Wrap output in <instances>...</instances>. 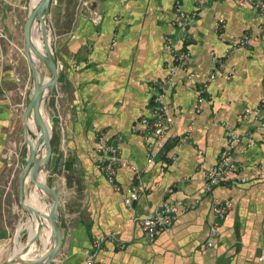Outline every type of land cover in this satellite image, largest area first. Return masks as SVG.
Masks as SVG:
<instances>
[{
  "label": "crops",
  "instance_id": "1",
  "mask_svg": "<svg viewBox=\"0 0 264 264\" xmlns=\"http://www.w3.org/2000/svg\"><path fill=\"white\" fill-rule=\"evenodd\" d=\"M37 2L0 0V258L11 244L21 242L26 231L29 240L34 235L21 205L19 179L25 164L23 146L27 148L21 142L23 115L33 90L25 28ZM174 2L62 0L50 8L48 34L59 75L46 103L54 138L50 169L38 180L45 182L48 176L61 200L63 239L55 259L62 264H86L94 242L111 234L126 247L108 242L97 264H264V17L235 0H209L202 7L198 0H182L183 8L197 13V18L185 47L192 59L179 70L169 91L174 122L159 151L157 139L133 131L150 115L153 82L169 75L173 59L164 41L177 34L172 24ZM245 34L256 41L225 57L227 47ZM213 53L225 57L222 68ZM212 73L216 78L209 82ZM206 83L200 104V87ZM258 107V118L241 120L246 109ZM229 128L242 139L234 151L239 169L207 194L206 177L228 148ZM27 130V142L34 148L42 131L33 115ZM100 133L109 140L121 137L120 191L96 167L93 155ZM188 133L190 139L183 141ZM150 145L157 153L152 164ZM9 151L14 152L12 163L6 158ZM47 153L46 147L43 158ZM27 156L28 149L26 161ZM129 187L141 194L133 207L124 203ZM26 188L27 204L28 193H37L38 212L48 214L51 199L29 179ZM216 199L229 200L233 207L220 222L213 246L204 248L211 237ZM196 200L197 205L154 242L134 221L136 215L148 216L166 201L191 205ZM42 238L46 258L55 247L49 224ZM25 247H16L11 257L17 262L36 259L34 241L17 256Z\"/></svg>",
  "mask_w": 264,
  "mask_h": 264
},
{
  "label": "built area",
  "instance_id": "2",
  "mask_svg": "<svg viewBox=\"0 0 264 264\" xmlns=\"http://www.w3.org/2000/svg\"><path fill=\"white\" fill-rule=\"evenodd\" d=\"M208 2L209 0H198V5L202 7L208 4ZM235 2L240 6L249 5L253 7L260 16L264 17V0H235ZM196 18L197 13H189L183 8L182 0H175L172 24L177 34L175 37L167 36L164 41V47L171 53L173 59L172 65L169 67V75L164 81L153 82L152 86L154 96L152 98L150 115L140 119L139 125H134L133 127V131L135 133H138L143 137H153L157 139L158 151L164 147L163 140L168 136L169 130L174 122L171 105L168 99L169 91L174 84L175 77L179 70L185 68L192 59L191 53L185 47L190 43V28ZM254 41H256V37L249 34L243 35L238 41L227 47L225 57L231 55L235 51L249 48ZM225 57H218L215 53H213V60L219 68L223 67ZM230 75L231 74L228 76L230 77ZM192 76L193 75H191V77ZM215 78L216 74L212 73L209 77V82L213 81ZM207 87L208 83L200 87L198 98V102L200 104L205 101ZM262 105H264V98L262 100ZM260 112V107L256 109H246L240 118L241 120H246L250 116L258 118ZM261 127L264 128V122H262ZM189 139L190 133L183 137L182 140L188 141ZM120 141L121 137L109 140L104 133H100L97 137L96 148L93 155L96 161V167L105 174L109 184L116 191L121 190V185L117 180L118 169L122 163L121 150L119 146ZM241 141L242 139L236 130L229 128L228 148L217 163L209 170L203 187L205 193L211 194L223 182L232 179L236 174V171L239 169V164L236 160L234 151ZM154 147V145H150L149 147V164H152L156 158V147ZM13 153L14 152L9 151L8 155H6L9 163H12ZM131 167L134 171H138L136 167ZM242 182H245V179H243ZM140 197L141 194L137 188L129 187L126 190L124 203L128 207H133V205L139 201ZM197 203L198 200L191 205H187L179 201H166L148 216L144 217L136 215L134 217V221L140 225L147 239L150 242H154L162 232L171 227L179 219L181 214L189 211L197 205ZM232 207L233 204L229 200L222 201L216 199L213 201V224L211 228V237L208 242L203 245L204 248L213 246L214 239H216L220 233V222L226 218L232 210ZM108 242H116L120 249H124L126 247V244L118 239L114 234L101 236L94 242L91 250L89 251L86 264H97L98 254L104 249ZM50 264L62 263L61 261L54 259Z\"/></svg>",
  "mask_w": 264,
  "mask_h": 264
},
{
  "label": "water",
  "instance_id": "3",
  "mask_svg": "<svg viewBox=\"0 0 264 264\" xmlns=\"http://www.w3.org/2000/svg\"><path fill=\"white\" fill-rule=\"evenodd\" d=\"M60 4L62 0H38L34 4L29 13V17L25 28V54L31 70L33 79V90L30 101L25 109L23 115L25 143L28 149L27 163L21 172L20 176V197L23 209L28 213V224L32 221L33 214L39 218L40 225L36 233L30 238L27 246L17 254V256L25 253L29 244L33 241L41 245V238L44 226L49 224L52 230V238L55 241V247L46 255V258L33 259L31 261L17 262L11 257L5 264H50L57 256L63 239V226L60 218L61 200L57 191L52 188L46 181L38 180V175L50 169L51 156L53 152L52 147V131L50 130L46 119V103L55 90L58 83L59 68L55 59L52 45L49 41V24L47 18L50 8L55 2ZM86 8V5H83ZM40 68H44L43 73ZM34 116L38 128L42 131V138L37 139V144L34 148H30L27 142V123L31 116ZM42 144L47 147V155L44 159L39 160V149ZM27 179L30 183L40 189L44 195L51 199V206L49 213H40L26 202L27 196ZM45 220L44 222L42 220ZM31 231V230H30Z\"/></svg>",
  "mask_w": 264,
  "mask_h": 264
},
{
  "label": "bare ground",
  "instance_id": "4",
  "mask_svg": "<svg viewBox=\"0 0 264 264\" xmlns=\"http://www.w3.org/2000/svg\"><path fill=\"white\" fill-rule=\"evenodd\" d=\"M45 71L44 68H41ZM40 137L42 138V133L40 135ZM39 137V138H40ZM46 145L42 144L40 149H39V155H38V159L41 160L43 159V155H44V151H45ZM43 172V171H42ZM41 172V179L43 180V173ZM28 198H29V202L32 206H34V208H36V210L38 211V194L37 193H28ZM36 215L33 214V218L31 219V225H30V229L32 230L33 234L36 233L39 225H40V221L39 218L37 219L35 217ZM34 222H36V225H34ZM36 248H37V253H36V259H40L43 258L44 256V249H45V245H44V240L43 238H41V245L40 247H38V245L36 244ZM18 254V253H17ZM18 258V257H17Z\"/></svg>",
  "mask_w": 264,
  "mask_h": 264
},
{
  "label": "rangeland",
  "instance_id": "5",
  "mask_svg": "<svg viewBox=\"0 0 264 264\" xmlns=\"http://www.w3.org/2000/svg\"><path fill=\"white\" fill-rule=\"evenodd\" d=\"M50 130H51V128H50ZM21 142L24 144V142H25V137H24V139H22L21 140ZM23 153H25L24 154V158H25V164H24V167H25V165H26V163H27V161H26V154H27V148H25V146H23ZM24 167L22 168V170L24 169ZM48 171H46V173H47ZM48 175V174H47ZM20 180V179H19ZM48 181H49V179H48V176H47V179H46V182L48 183ZM49 184V183H48ZM25 211V210H24ZM26 212V211H25ZM27 213V212H26ZM27 215H28V213H27ZM28 217V216H27ZM28 220V219H27ZM25 223V224H24ZM21 224H24V226H26L27 224H26V222H23V223H21ZM20 243L17 245V244H15V246L13 245V244H11V248H9L8 249V252H6L5 254H3L2 256H1V258H0V264H5L6 262H8V258H11V256L12 255H14L15 254V252H16V247L18 248L20 245H22V247H25L27 244H28V242H29V235H28V232L26 231L23 235H22V238L20 239ZM38 245V247H40V243L39 244H37ZM8 259V260H7Z\"/></svg>",
  "mask_w": 264,
  "mask_h": 264
},
{
  "label": "trees",
  "instance_id": "6",
  "mask_svg": "<svg viewBox=\"0 0 264 264\" xmlns=\"http://www.w3.org/2000/svg\"><path fill=\"white\" fill-rule=\"evenodd\" d=\"M54 138H52V144H53ZM44 159V158H43Z\"/></svg>",
  "mask_w": 264,
  "mask_h": 264
}]
</instances>
